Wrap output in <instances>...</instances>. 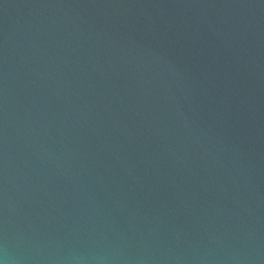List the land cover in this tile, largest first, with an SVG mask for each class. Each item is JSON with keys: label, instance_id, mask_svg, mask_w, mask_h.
<instances>
[{"label": "water", "instance_id": "water-1", "mask_svg": "<svg viewBox=\"0 0 264 264\" xmlns=\"http://www.w3.org/2000/svg\"><path fill=\"white\" fill-rule=\"evenodd\" d=\"M0 261L264 264V0H0Z\"/></svg>", "mask_w": 264, "mask_h": 264}, {"label": "clouds", "instance_id": "clouds-1", "mask_svg": "<svg viewBox=\"0 0 264 264\" xmlns=\"http://www.w3.org/2000/svg\"><path fill=\"white\" fill-rule=\"evenodd\" d=\"M0 264H4V261H0Z\"/></svg>", "mask_w": 264, "mask_h": 264}]
</instances>
